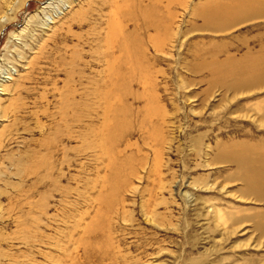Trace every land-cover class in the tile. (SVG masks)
<instances>
[{
    "label": "rangeland",
    "instance_id": "1",
    "mask_svg": "<svg viewBox=\"0 0 264 264\" xmlns=\"http://www.w3.org/2000/svg\"><path fill=\"white\" fill-rule=\"evenodd\" d=\"M108 1L0 0V252L15 258L4 264H48L52 235L75 239L93 219L102 236L83 237L118 244L102 264H264V202L226 158L264 156L263 75L226 85L229 67L264 57V0H222L228 17L212 22L194 12L218 0H162L161 30L140 32L135 65L121 66L115 193L102 109L82 116L109 83ZM53 136V184L36 183L25 171Z\"/></svg>",
    "mask_w": 264,
    "mask_h": 264
},
{
    "label": "bare ground",
    "instance_id": "2",
    "mask_svg": "<svg viewBox=\"0 0 264 264\" xmlns=\"http://www.w3.org/2000/svg\"><path fill=\"white\" fill-rule=\"evenodd\" d=\"M145 1L148 2L150 1V2L144 5L143 2ZM108 3H110L108 5L110 7V10L108 11L107 14L108 20L106 21V32L103 38L106 49V52L104 54V61L108 67V69L106 70H108L107 79L109 78L108 79L109 83L107 84L105 83L106 86L102 85L104 86L103 87L104 89H101L102 88L101 87L100 88L101 90H95L93 92V94L97 98L95 99V101L98 100V104L95 103L96 106H92L89 112L86 109L87 112L84 113L82 116L86 114L88 115L90 114V116H94L91 115L93 114V111H95L94 114L97 112L96 115H99L98 114L99 107L102 109L101 112H103L102 114L103 119L100 128L102 129L101 131H104L103 132L104 137L102 136L104 140H102L101 138L102 140L101 148L103 149L106 156H108L109 159L108 164L110 165V167L111 168L114 167L108 185H111V187L113 185L112 193L113 192L115 193L116 192L115 189L117 188L116 186L117 183L114 181V177L117 176L115 173L118 171V166L115 160L116 156L114 157V150H115L114 148L116 147V142H118L116 139V135L118 132L122 131L121 122L123 120L122 116L125 113V106H123L122 102L124 101L127 93H129L128 92L129 84H127L128 82L126 79L127 75L125 71H123L121 66L122 64L124 66H127V68H130L131 65L133 66L135 62L134 58L137 57V55H135L134 49L139 47V45L141 44L139 38L140 32H147L149 31V29H152L156 32H159L161 30L162 19L158 17L159 11L161 9L160 8L158 9V6L162 5V0H109ZM194 13L202 16V18H204L205 20L212 22L214 20L226 19L228 17L229 11L225 3L222 2V0L221 2L220 0H218L216 1V3L201 7L200 9L196 10ZM227 75L231 80L228 81L226 85L233 86L236 89L241 88L242 86H244V84L253 83V81H255L257 76L263 75L262 78L264 77V57L251 64L245 63L240 66L237 65L234 67H229V69L227 70ZM256 80L259 79L257 78ZM90 92L91 91H89L88 93ZM69 94L72 95L71 93ZM69 97L70 96H66L64 101L65 102L67 101L68 103V100H70ZM62 102H61L62 105L61 110H64L65 113V110L67 108L65 107L66 106L65 104L67 103L65 102L62 103ZM77 102L78 101L72 100L69 103L70 104L72 103L73 105H77ZM100 103H102L103 105H100ZM70 107H72V105ZM65 117L66 114H64L63 116L64 120L66 121ZM79 119L80 118H77L76 116L74 118V121ZM65 121L63 123L65 126H67L66 124L67 122L65 123ZM87 127L90 129V125ZM56 141H57L56 138L54 139L53 136L50 139L44 141L43 143L41 142L38 150H36L37 152L33 154L34 159L32 158V161L30 162L31 165L28 167V169H26L25 172L27 175L28 174L33 175L35 177L36 183L43 182L45 180L47 184L50 185L53 184L52 174L54 173L53 172L54 162L52 160L53 158L52 155L57 149L56 144H54ZM232 154L233 155H228L230 158L229 157L226 158L229 159V161L235 162L239 167L245 170L244 182L246 183V189L248 191L251 190L250 192L252 194H255L258 200L264 202V156L259 155L260 162L258 161V164H255L254 163L255 160L253 158L257 157L258 154H249L246 153L245 151L242 152V150H238ZM221 155H223L224 157V154ZM101 198H103L102 200H104L105 204H108V209H109L110 206L112 205L110 196L109 198H107L106 195H103ZM243 221L245 220L243 219ZM238 222H236V224ZM99 224L100 223L98 222V220L94 221V219L93 221L88 222L85 226L82 227V234L80 233L78 237H76L75 239L71 238L73 236L72 235L73 233L70 232L69 229L68 232L66 231L65 233L62 232L64 233V235L62 236L60 234L61 232L60 233L55 232L58 233L61 237L52 235V237L53 238L55 237V239H52L51 245L53 244L54 246H56L55 250L57 252L54 255H49L48 264H92L94 263L93 261H97L98 263L102 264V262L105 261V259L110 262L113 259L111 258L113 256V252L115 254V252L117 251V245H118V244L117 245L114 244L112 240V233L108 231L107 242L104 244V246L94 244V242L92 241L88 242L83 237L84 234H88L89 236L92 235L93 238H96L98 235L102 236L103 233L99 234L101 232L99 230H102L104 228L101 229L100 228L101 226H99ZM64 226L67 227L66 225ZM254 229L258 231L260 237L264 236L263 221H256ZM40 233H36V236H38ZM61 238L64 239L60 240ZM6 258L9 259L10 262L15 260L13 255L1 251L0 264H4V259ZM106 264H110V263H106Z\"/></svg>",
    "mask_w": 264,
    "mask_h": 264
}]
</instances>
